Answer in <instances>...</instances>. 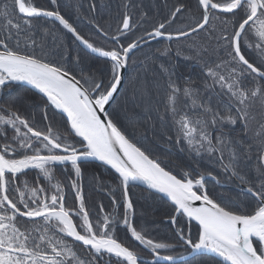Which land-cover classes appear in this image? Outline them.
Returning a JSON list of instances; mask_svg holds the SVG:
<instances>
[{
  "label": "snow or ice",
  "instance_id": "6c2138e0",
  "mask_svg": "<svg viewBox=\"0 0 264 264\" xmlns=\"http://www.w3.org/2000/svg\"><path fill=\"white\" fill-rule=\"evenodd\" d=\"M86 4L0 0V264H264V0Z\"/></svg>",
  "mask_w": 264,
  "mask_h": 264
},
{
  "label": "trees",
  "instance_id": "16d2710c",
  "mask_svg": "<svg viewBox=\"0 0 264 264\" xmlns=\"http://www.w3.org/2000/svg\"><path fill=\"white\" fill-rule=\"evenodd\" d=\"M41 3H44V0H40ZM66 2H71V0H66ZM101 3H106L107 0H100ZM146 3H150L151 6L153 8H155L157 5H159L161 3V0H145ZM174 0H169V3H173ZM193 4L195 3V0H192ZM87 6L86 4V0H85V7ZM67 11V9H65ZM67 39L70 41L71 37H67ZM153 48L155 47H159V45H156L155 43H153L152 45ZM145 52L148 51V49H144ZM138 56H141L142 54L141 53H137ZM179 63L181 64V71L182 72H185V74H187L189 71H191L190 68H188V66L184 63L183 60H180ZM140 71H142V66L140 69H138ZM131 84V82L129 81L127 84H125V87H129ZM65 170L64 168L61 166L60 168L57 169V175L60 176L61 173H63ZM97 171V168H96V165L95 164H86L84 166V179H83V190H84V193L88 199V203L91 204V203H96V204H100V203H103L105 205L108 204V199L107 197L100 191L96 190L97 189V186L94 185L92 183V176L94 174V172ZM99 171H103V169H99ZM104 179L111 182V178L109 177V175L107 173H104ZM221 191H226L225 189H220ZM229 190H232L234 191V188L233 189H229ZM143 189H140V188H134L133 189V193L135 194L134 195V198H137L140 196V194L142 193ZM149 203H153L152 201H149ZM158 203V201L156 202ZM149 219L150 220H154L155 221V225L154 227L155 228H158L159 229V232L157 233L158 235L160 236H164L166 234H168V226L166 223H164L163 221L166 220V217H164L162 215V213H155V214H152L150 212L149 214ZM150 227H153V225H150ZM195 231V229H194ZM124 233L121 232V236H123ZM189 264H191V262H189Z\"/></svg>",
  "mask_w": 264,
  "mask_h": 264
},
{
  "label": "water",
  "instance_id": "95a60500",
  "mask_svg": "<svg viewBox=\"0 0 264 264\" xmlns=\"http://www.w3.org/2000/svg\"><path fill=\"white\" fill-rule=\"evenodd\" d=\"M138 188H141L142 189V187H138Z\"/></svg>",
  "mask_w": 264,
  "mask_h": 264
}]
</instances>
